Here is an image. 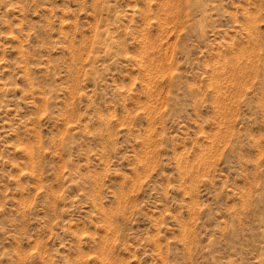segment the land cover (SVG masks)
<instances>
[{
	"label": "rangeland",
	"instance_id": "obj_1",
	"mask_svg": "<svg viewBox=\"0 0 264 264\" xmlns=\"http://www.w3.org/2000/svg\"><path fill=\"white\" fill-rule=\"evenodd\" d=\"M0 264H264V0H0Z\"/></svg>",
	"mask_w": 264,
	"mask_h": 264
},
{
	"label": "bare ground",
	"instance_id": "obj_2",
	"mask_svg": "<svg viewBox=\"0 0 264 264\" xmlns=\"http://www.w3.org/2000/svg\"><path fill=\"white\" fill-rule=\"evenodd\" d=\"M103 247V246H102Z\"/></svg>",
	"mask_w": 264,
	"mask_h": 264
}]
</instances>
